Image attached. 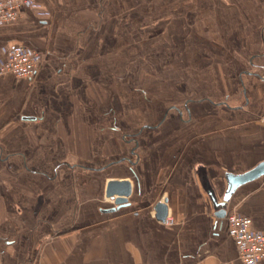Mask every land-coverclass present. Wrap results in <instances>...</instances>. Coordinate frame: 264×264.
Instances as JSON below:
<instances>
[{"label":"crops","instance_id":"obj_1","mask_svg":"<svg viewBox=\"0 0 264 264\" xmlns=\"http://www.w3.org/2000/svg\"><path fill=\"white\" fill-rule=\"evenodd\" d=\"M15 46L42 60L0 75V264H241L264 175L208 192L264 163V0H33Z\"/></svg>","mask_w":264,"mask_h":264},{"label":"built area","instance_id":"obj_2","mask_svg":"<svg viewBox=\"0 0 264 264\" xmlns=\"http://www.w3.org/2000/svg\"><path fill=\"white\" fill-rule=\"evenodd\" d=\"M32 3L33 0H0V26L14 22L20 9ZM41 60V55L36 51L21 46L11 47L0 65V75L30 78L37 71ZM165 221L171 223L170 218ZM226 222L227 234L233 241L240 263L255 264L264 260V231L254 230L251 219L238 213H228Z\"/></svg>","mask_w":264,"mask_h":264},{"label":"water","instance_id":"obj_3","mask_svg":"<svg viewBox=\"0 0 264 264\" xmlns=\"http://www.w3.org/2000/svg\"><path fill=\"white\" fill-rule=\"evenodd\" d=\"M262 175H264V163H261L260 165H258L254 169L247 171L245 173L227 174L226 175L227 188H226V191L223 195L221 202H217L216 197L214 196L212 191L208 192L210 199H211V202H212L214 208L216 209V211L218 212L217 214L219 216L224 215L223 210L225 208L226 202L228 201L229 197L231 196V194L235 191V189L237 187H239L240 185H242L246 182L254 180V179H256ZM111 185H112V182H109L107 184V188H110ZM119 202H120V200L117 201L116 203H119ZM118 207H120V206H118ZM153 211L155 214V218L161 222H164L166 219V216H167L166 201L163 200L162 202L156 203L153 207Z\"/></svg>","mask_w":264,"mask_h":264},{"label":"rangeland","instance_id":"obj_4","mask_svg":"<svg viewBox=\"0 0 264 264\" xmlns=\"http://www.w3.org/2000/svg\"><path fill=\"white\" fill-rule=\"evenodd\" d=\"M210 2L212 4H215V0H210ZM185 33V32H184ZM180 34H183V32H180ZM75 178L76 182H83L84 180L89 178V174L85 173V172H78V174H74L73 179ZM90 180V179H89Z\"/></svg>","mask_w":264,"mask_h":264}]
</instances>
